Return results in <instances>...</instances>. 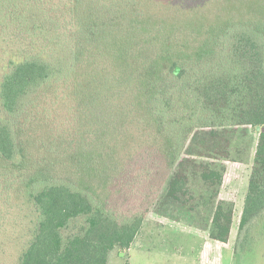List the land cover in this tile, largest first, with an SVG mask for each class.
<instances>
[{
    "label": "trees",
    "instance_id": "obj_1",
    "mask_svg": "<svg viewBox=\"0 0 264 264\" xmlns=\"http://www.w3.org/2000/svg\"><path fill=\"white\" fill-rule=\"evenodd\" d=\"M213 1L0 0L5 261L15 248V264H110L149 212L193 222L195 180L210 189L205 230L226 244L224 163L250 130L238 231L264 217V13L198 28Z\"/></svg>",
    "mask_w": 264,
    "mask_h": 264
},
{
    "label": "rangeland",
    "instance_id": "obj_2",
    "mask_svg": "<svg viewBox=\"0 0 264 264\" xmlns=\"http://www.w3.org/2000/svg\"><path fill=\"white\" fill-rule=\"evenodd\" d=\"M240 1L214 0L209 3L205 13H201L200 10L193 15L196 19L195 24L199 25L198 28L206 24L207 14L211 17L219 15L222 19L230 16L231 18L262 17L263 14L259 11L262 9L264 13V0H253L256 4L254 8L243 5ZM245 1L247 4L250 2V0ZM149 2L153 7V2ZM233 11L240 12L233 15ZM179 16L184 17V14ZM185 26L191 25L185 24ZM191 29L192 27L188 28ZM195 40H198V43L201 38H191L189 42L195 44ZM249 133L252 139L245 138L235 149L236 151L232 152L230 161L224 163L226 171L223 174L219 198L234 201L235 204L231 232L226 244L211 240L208 231L205 230H208L207 223L211 215L210 193H208L210 189L195 180L190 185L194 198L190 199L185 207L193 210L191 212L193 216L196 212L197 216L193 222L189 224L180 217L174 221L158 216L152 211L149 212L131 248L123 252L115 251L111 256L110 264H264V217L250 224L242 233L238 231L257 140V132L250 130ZM79 225V223L74 224L67 232H73ZM15 256V248H11L9 259L5 261L0 256V261L2 264H15Z\"/></svg>",
    "mask_w": 264,
    "mask_h": 264
},
{
    "label": "water",
    "instance_id": "obj_3",
    "mask_svg": "<svg viewBox=\"0 0 264 264\" xmlns=\"http://www.w3.org/2000/svg\"><path fill=\"white\" fill-rule=\"evenodd\" d=\"M259 130H260V128L258 127V128H257V131H259ZM120 255H122V254H120Z\"/></svg>",
    "mask_w": 264,
    "mask_h": 264
}]
</instances>
